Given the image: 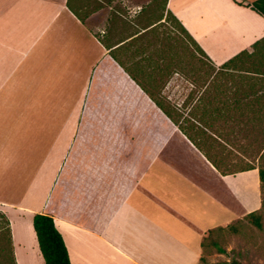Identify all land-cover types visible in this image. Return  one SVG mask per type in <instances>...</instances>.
<instances>
[{
    "label": "crops",
    "instance_id": "obj_1",
    "mask_svg": "<svg viewBox=\"0 0 264 264\" xmlns=\"http://www.w3.org/2000/svg\"><path fill=\"white\" fill-rule=\"evenodd\" d=\"M165 8L214 65L264 38V18L233 0H167ZM66 22L87 46L62 44ZM108 51L66 0H0V210L15 264H43L34 214L52 219L69 264H198L202 236L223 227L214 223L221 191L243 216L257 210V172L222 175L168 118L177 133L141 168L122 116L87 115L83 96L98 67L109 57L122 69ZM243 176L246 198L235 180Z\"/></svg>",
    "mask_w": 264,
    "mask_h": 264
},
{
    "label": "rangeland",
    "instance_id": "obj_2",
    "mask_svg": "<svg viewBox=\"0 0 264 264\" xmlns=\"http://www.w3.org/2000/svg\"><path fill=\"white\" fill-rule=\"evenodd\" d=\"M73 4L79 7L81 16L87 14L83 18L86 29L107 45L133 38L112 53L113 59H117L114 61L120 60L126 70L144 82L168 110L179 116V124L198 137L199 142L205 140L204 145L212 147L210 153L221 161L224 170L236 171L249 165L256 172L258 169L264 171V50L243 58L234 69L219 70V65L198 53L174 22L170 19L159 24L155 22L161 14L162 0H73ZM152 22H155L154 27L143 29ZM66 23V41L62 44L78 49L86 45L78 39L79 28L74 29ZM135 32H138L136 37L133 36ZM67 48L61 45V65L68 61L62 56L67 54ZM33 54L29 52L24 64ZM84 63V66L90 65L89 60ZM124 68V71L118 69L111 58H106L96 70L92 83L87 84L83 106L87 105L89 116L124 118L121 127L126 148L139 151L142 168L168 135L177 130L147 96L138 91ZM202 96L205 99L213 97V102L205 104L204 99L197 102ZM201 105L219 109V120L214 122L219 138L209 131L196 135L191 117L200 114ZM247 105L261 107L260 126L254 120L258 118L256 115L241 109ZM210 116L209 113L207 121L212 118ZM246 178L235 179L242 198H246ZM260 190L261 203L259 200L255 208L260 228L243 217L247 209L242 210L239 203L233 205L221 191V210L214 223L224 227L229 222L234 230L214 231L217 247H206L201 253L202 264H230L231 260L238 264H264V183ZM0 264H3L1 260Z\"/></svg>",
    "mask_w": 264,
    "mask_h": 264
},
{
    "label": "trees",
    "instance_id": "obj_3",
    "mask_svg": "<svg viewBox=\"0 0 264 264\" xmlns=\"http://www.w3.org/2000/svg\"><path fill=\"white\" fill-rule=\"evenodd\" d=\"M78 2H82V0H77ZM167 0H162V6H161V14L157 18L155 22L163 23L170 19L172 22H174L177 27L180 29V31L186 36V38L190 41V43L195 47V49L198 51L200 55H202L204 58L207 59V57L204 55L202 50L198 47V45L194 42V40L190 37V35L185 31V29L181 26L179 21L170 13L165 8ZM234 3L237 5H242L244 7L249 8L262 18H264V0H252L249 3L246 4H241L233 0ZM87 6V4H85ZM83 6L86 8V6ZM79 6V5H77ZM66 7L76 16V18L83 24V18L87 14L85 13L83 16L79 13V7L76 8L75 4H73V0H66ZM152 22L143 29L146 28H152L154 27V23ZM154 25V26H153ZM152 26V27H151ZM149 28V29H150ZM138 32H135L133 34L136 35ZM132 37V36H130ZM129 37V38H130ZM136 37V36H134ZM133 38H130L127 41H130ZM98 41L107 49L109 50L108 53L112 56V53L114 51H118L122 49V46L127 42L119 41L117 43H114L112 45H107L103 40L98 39ZM252 50L250 52H247L246 50L240 51L233 57L229 58L222 64L218 66V69H234L236 65L241 62V60L245 57H251L257 50H264V38L256 41L255 43L252 44ZM113 57V56H112ZM115 59V58H114ZM117 60V59H115ZM208 60V59H207ZM120 61V60H119ZM116 61L118 65L122 68L126 67L123 65L121 62ZM125 69V68H124ZM127 75L134 81V83L142 90L144 94L151 100V102L154 103V105L161 111V113L168 118L177 128L178 130L184 134L189 141L202 153H204V156L206 159L216 168L218 169L222 175L224 174H230V173H235V172H241V171H247L254 169L252 166H245L244 168L236 171H230V170H224L221 165V161L217 160L216 157H214L211 153V146L205 144L204 141L199 142L198 137H196L194 134L189 133L185 128H183L179 123L180 120H178L179 116L168 110V108L163 104V102L156 97L155 94H153L147 85L142 82L135 74L129 72L126 70ZM206 101L205 104L212 103L213 102V97L210 99H205L203 98H198L196 101L197 102H203ZM201 110L199 115H194L191 117V121L194 122L192 127L195 128V133L197 136L200 135V133L205 134L207 131L211 132L214 136L219 138V134L216 132V128H214V122L219 120L220 117V111L216 107H210L207 108L208 105H201ZM213 106V104H212ZM245 107V106H244ZM235 109V108H234ZM247 110V112L256 115L254 120L257 121L256 125L260 126V121L259 117H261L262 112H261V107H249L248 105L245 108H241ZM251 110V111H250ZM207 111L211 114L210 117H212L210 120L207 121L208 114ZM236 111L238 109L236 108ZM239 112V111H238ZM241 113H239L240 115ZM183 120V118H182ZM214 128V129H213ZM206 147L205 149L203 148ZM264 147V145H262ZM257 175H258V181H259V192L261 195V183H264V171L261 169L257 170ZM261 203V199H260ZM257 210L251 211L247 214H245L243 217L248 220L252 225H254L256 228H260V222H259V215L257 214ZM31 225L32 229L35 234L38 250L40 253V256L42 258L43 264H69L68 260V254L66 251V248L64 246V243L62 241V238L59 234V232L56 230V228L53 225L52 219L45 214H34L31 218ZM234 230L231 226V224H227L224 227H217L211 230H208L201 239L200 242V255L198 259V264H202L204 262V258L202 257L201 253L205 252L206 247L209 245H213L217 247L216 240L213 236L214 231L217 232H222L225 230ZM217 251L221 252L222 250L220 248H217ZM218 252V253H219ZM0 260L2 261L3 264H15L13 253H12V243H11V234H10V227H9V221L6 217V215L0 210ZM230 264H238L235 260H231Z\"/></svg>",
    "mask_w": 264,
    "mask_h": 264
}]
</instances>
